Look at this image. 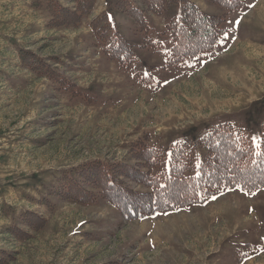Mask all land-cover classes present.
<instances>
[{
  "label": "rangeland",
  "instance_id": "obj_1",
  "mask_svg": "<svg viewBox=\"0 0 264 264\" xmlns=\"http://www.w3.org/2000/svg\"><path fill=\"white\" fill-rule=\"evenodd\" d=\"M117 1L96 0L78 25L51 28L49 0H0V264H264V187L132 219L98 193L86 205L57 196L62 177L89 162L133 165L138 144L167 151L185 141L201 157L199 139L217 123L247 130L254 142L264 124V0L229 12L191 0L222 17L224 31L212 51L178 63L169 62L163 34L178 10L155 15L130 0L143 10L139 25ZM98 18L131 45L127 67L94 38ZM23 53L73 92L25 66ZM25 212L46 219L45 228L27 227ZM12 227L30 236L18 240Z\"/></svg>",
  "mask_w": 264,
  "mask_h": 264
},
{
  "label": "trees",
  "instance_id": "obj_2",
  "mask_svg": "<svg viewBox=\"0 0 264 264\" xmlns=\"http://www.w3.org/2000/svg\"><path fill=\"white\" fill-rule=\"evenodd\" d=\"M73 8L49 0L51 28L76 26L86 17L96 0H74ZM228 12L242 7V0H210ZM145 11L162 15L168 8L176 14L167 19L164 33L170 42L169 62L212 51L224 31V19L203 12L191 0H141ZM115 7L124 10L139 25H144L143 10L130 0H118ZM92 34L103 45L105 55L127 67L133 57L131 45L109 21L98 18L93 22ZM25 66L47 75L66 91L74 86L63 84V79L50 67L42 65L31 53L21 56ZM198 146L203 150L198 157L185 141L162 147L138 144L133 150V165L123 162L93 161L64 175L57 196L64 201L86 205L99 197L108 202L126 219L144 218L175 210L186 209L206 202L214 193L239 189L252 193L264 187V124L257 142L249 132L230 122H219L202 137ZM139 187L141 189H139ZM21 222L34 231L45 228L47 221L34 213L25 212ZM9 232L18 240L30 235L17 227Z\"/></svg>",
  "mask_w": 264,
  "mask_h": 264
},
{
  "label": "snow or ice",
  "instance_id": "obj_3",
  "mask_svg": "<svg viewBox=\"0 0 264 264\" xmlns=\"http://www.w3.org/2000/svg\"><path fill=\"white\" fill-rule=\"evenodd\" d=\"M108 19H109V20H112L113 17L109 14ZM236 23H239V21H236ZM214 199H215V197H214Z\"/></svg>",
  "mask_w": 264,
  "mask_h": 264
},
{
  "label": "crops",
  "instance_id": "obj_4",
  "mask_svg": "<svg viewBox=\"0 0 264 264\" xmlns=\"http://www.w3.org/2000/svg\"><path fill=\"white\" fill-rule=\"evenodd\" d=\"M247 12H251V11H247ZM247 12H245V13H247ZM255 102V101H254ZM253 103V102H252Z\"/></svg>",
  "mask_w": 264,
  "mask_h": 264
}]
</instances>
